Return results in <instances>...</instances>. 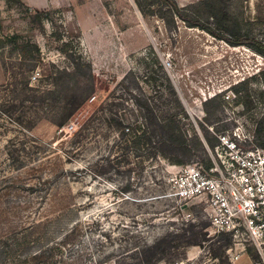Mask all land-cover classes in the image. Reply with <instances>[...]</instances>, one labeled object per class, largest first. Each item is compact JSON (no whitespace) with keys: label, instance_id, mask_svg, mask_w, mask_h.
<instances>
[{"label":"rangeland","instance_id":"obj_1","mask_svg":"<svg viewBox=\"0 0 264 264\" xmlns=\"http://www.w3.org/2000/svg\"><path fill=\"white\" fill-rule=\"evenodd\" d=\"M5 1L0 264H256L249 243L242 257L229 260L232 240L208 232L202 201L170 194L173 164L121 150L120 137L142 120L136 100L149 97V106L162 114L179 110L166 75L188 114L184 128L192 150L179 156L184 163L208 166L205 139L214 137L208 126L216 131L235 120L249 136L246 147L264 148V57L250 46L264 45V0H219L229 27L245 43L240 45L180 20L168 31L157 16L140 13L134 0H65L63 7L43 11ZM22 81L31 88L25 94ZM87 87L90 97L58 126L62 99L80 97ZM233 108L239 112L231 114ZM195 135L205 152L195 146ZM157 240L170 241L169 254L151 262L130 258L133 249Z\"/></svg>","mask_w":264,"mask_h":264},{"label":"built area","instance_id":"obj_2","mask_svg":"<svg viewBox=\"0 0 264 264\" xmlns=\"http://www.w3.org/2000/svg\"><path fill=\"white\" fill-rule=\"evenodd\" d=\"M230 112L239 111L233 108ZM214 126H208V130L216 138V145L210 149L205 144L210 164L169 166L170 194L178 201L203 202L208 232L225 234L232 240L226 250L231 262L246 252L249 243L259 257L256 264H264V148L245 146L249 136L238 120L219 132Z\"/></svg>","mask_w":264,"mask_h":264},{"label":"trees","instance_id":"obj_3","mask_svg":"<svg viewBox=\"0 0 264 264\" xmlns=\"http://www.w3.org/2000/svg\"><path fill=\"white\" fill-rule=\"evenodd\" d=\"M134 2L139 12L143 15L157 16L160 18L164 22L168 31L176 30L177 20H180L186 27L198 28L201 31L204 30L213 37L224 40L231 45L245 44L244 41L241 40L239 32L234 31L233 28L229 27L227 22V12L225 11V7L219 3V0H198L185 5H180L177 0H134ZM208 20H211L212 22H209ZM209 24L217 25L218 30L228 32L233 39L224 37L219 32L212 29ZM253 42L254 43H251L253 45L250 46H252L256 52L264 57V45L255 41ZM129 73L130 72H127L123 79H126ZM162 78L167 82L168 86H170L171 92L176 98L175 101L179 110L169 111L162 114V112L159 113L160 111H155L153 107L149 106V97L134 101V104L141 109L140 116L142 120L138 121L136 119L134 123H132L131 132L126 136L123 134L120 137V140H122L120 149L125 152L131 151L137 155H141L142 153H147L148 156L155 155L171 164H184L179 156H187L192 150V145L187 143V132L184 128V121L188 119V114L185 112L181 101L178 98L177 91L172 85L169 77L165 75ZM136 79H138L137 76ZM260 79L262 85L264 86V69L260 71ZM134 83L135 85L138 84L135 81ZM18 84L20 85V90L23 94H25L28 90H31L27 81L18 82ZM2 87L4 89H8L6 86ZM233 89L236 94L240 91L239 86H234ZM261 95H264V92H262ZM23 97L27 100L29 96L24 95ZM89 97V87L85 90L84 95L80 97H63V105L60 107L62 113L60 115V120L56 122V124L58 126L67 124L76 110H78V108H80V106H82ZM209 100L215 101V98H211ZM209 100L205 101L203 104L206 106ZM236 102L241 103L244 110V104L240 100H237ZM220 105L221 103L219 102L216 104V107ZM245 106H247L246 103ZM206 111L208 112L207 109H205V112ZM119 125L121 124L119 123ZM124 127L130 130L129 127ZM223 129L224 128L217 129L216 132ZM193 140L195 146L202 147L201 149L204 152L205 144L210 149L216 145V138L213 136H211V138L206 137V143L204 146L202 141L198 139L196 135ZM196 241L197 237H194L191 241H186V243ZM172 247L173 245H171L169 240H164L163 243L161 240H157L150 245L144 243L141 247H137L132 250L130 258H134L142 262H151V260L155 258L156 254H160V256L169 254L170 248ZM155 260H158L157 257Z\"/></svg>","mask_w":264,"mask_h":264},{"label":"crops","instance_id":"obj_4","mask_svg":"<svg viewBox=\"0 0 264 264\" xmlns=\"http://www.w3.org/2000/svg\"><path fill=\"white\" fill-rule=\"evenodd\" d=\"M20 2L30 9L33 8L37 10H44L54 7H63L65 5V0H20ZM4 6H7L6 1L0 0V9Z\"/></svg>","mask_w":264,"mask_h":264},{"label":"bare ground","instance_id":"obj_5","mask_svg":"<svg viewBox=\"0 0 264 264\" xmlns=\"http://www.w3.org/2000/svg\"><path fill=\"white\" fill-rule=\"evenodd\" d=\"M241 257H242V255H241Z\"/></svg>","mask_w":264,"mask_h":264}]
</instances>
